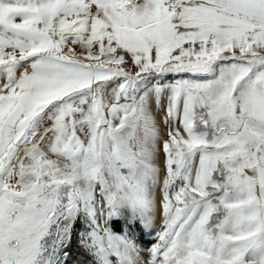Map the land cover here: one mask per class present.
Here are the masks:
<instances>
[{
    "label": "snow or ice",
    "instance_id": "6c2138e0",
    "mask_svg": "<svg viewBox=\"0 0 264 264\" xmlns=\"http://www.w3.org/2000/svg\"><path fill=\"white\" fill-rule=\"evenodd\" d=\"M0 264H264V0H0Z\"/></svg>",
    "mask_w": 264,
    "mask_h": 264
}]
</instances>
